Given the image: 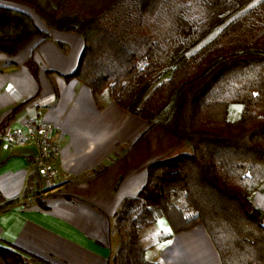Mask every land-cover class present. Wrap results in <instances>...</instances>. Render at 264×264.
<instances>
[{
	"label": "trees",
	"instance_id": "trees-1",
	"mask_svg": "<svg viewBox=\"0 0 264 264\" xmlns=\"http://www.w3.org/2000/svg\"><path fill=\"white\" fill-rule=\"evenodd\" d=\"M11 1L81 34L67 77L108 90L187 147L148 164L140 191L121 201L108 264H162L145 258L139 237L159 218L171 232L202 224L221 264H264L263 211L251 199L264 182V0ZM37 36L46 34L31 15L0 6L1 51ZM34 260L0 241V264Z\"/></svg>",
	"mask_w": 264,
	"mask_h": 264
},
{
	"label": "crops",
	"instance_id": "crops-1",
	"mask_svg": "<svg viewBox=\"0 0 264 264\" xmlns=\"http://www.w3.org/2000/svg\"><path fill=\"white\" fill-rule=\"evenodd\" d=\"M0 6L31 15L46 36L13 54L0 50V241L12 243L32 264H108L115 249L113 215L121 201L146 182L151 162L186 151L160 127L119 107L107 90L95 94L71 74L84 41L76 30L49 28L27 6ZM31 116L54 128L58 182L46 190L31 166V145H13L7 131ZM263 211L264 182L252 194ZM155 243L145 256L162 264H221L202 224L171 232L163 218L154 223ZM164 237L158 239V235Z\"/></svg>",
	"mask_w": 264,
	"mask_h": 264
},
{
	"label": "built area",
	"instance_id": "built-area-1",
	"mask_svg": "<svg viewBox=\"0 0 264 264\" xmlns=\"http://www.w3.org/2000/svg\"><path fill=\"white\" fill-rule=\"evenodd\" d=\"M53 126L42 120L27 116L22 120V127L7 131L5 138L13 145H31L34 156L30 164L40 175L46 190L53 189L59 176L54 158L58 153V146L52 140Z\"/></svg>",
	"mask_w": 264,
	"mask_h": 264
},
{
	"label": "rangeland",
	"instance_id": "rangeland-1",
	"mask_svg": "<svg viewBox=\"0 0 264 264\" xmlns=\"http://www.w3.org/2000/svg\"><path fill=\"white\" fill-rule=\"evenodd\" d=\"M156 231L157 228L153 224L150 227H146L139 232L140 241L144 247H147L150 242L155 243ZM145 258L149 261L151 259V257H149L148 255H146Z\"/></svg>",
	"mask_w": 264,
	"mask_h": 264
}]
</instances>
